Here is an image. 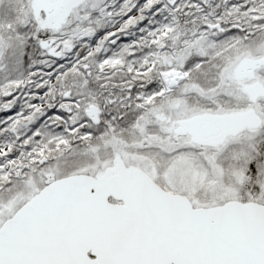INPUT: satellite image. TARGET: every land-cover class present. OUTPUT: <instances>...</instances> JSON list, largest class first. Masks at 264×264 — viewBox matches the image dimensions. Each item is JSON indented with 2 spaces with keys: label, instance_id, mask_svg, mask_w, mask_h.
Segmentation results:
<instances>
[{
  "label": "snow or ice",
  "instance_id": "1",
  "mask_svg": "<svg viewBox=\"0 0 264 264\" xmlns=\"http://www.w3.org/2000/svg\"><path fill=\"white\" fill-rule=\"evenodd\" d=\"M0 264H264V0H0Z\"/></svg>",
  "mask_w": 264,
  "mask_h": 264
}]
</instances>
